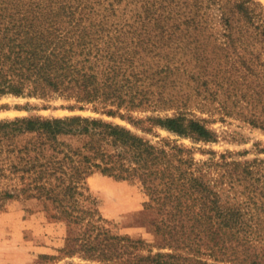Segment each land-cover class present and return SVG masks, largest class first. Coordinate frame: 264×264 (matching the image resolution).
<instances>
[{
	"label": "trees",
	"instance_id": "1",
	"mask_svg": "<svg viewBox=\"0 0 264 264\" xmlns=\"http://www.w3.org/2000/svg\"><path fill=\"white\" fill-rule=\"evenodd\" d=\"M246 2L238 7L245 18L239 33L252 25ZM0 3V95L56 93L75 98L79 108L91 103L114 115L121 107H140L148 100L150 86L167 83L171 59L154 70L148 63L140 64L143 53L159 56L172 42L170 35L161 34L159 24L155 25L161 32L153 35L144 21L134 27L129 22L115 24L111 33L105 22L87 17L84 21L88 6L81 2L54 10L31 2L27 7ZM230 21L226 19L225 25L233 29ZM253 28L264 39V20ZM241 98L250 108V124L264 132V80L247 85ZM152 124L194 140L214 139L198 120L177 116L156 118ZM5 125L37 134L33 143L37 156L28 157L23 167L34 174L24 189L50 201L58 218L72 224L87 221L84 235L68 241L67 254L79 252L101 264H264V169L254 173L250 165L255 161H244L242 168L241 162H224L229 168L221 177H227L232 187L241 184L245 197L221 208L176 144L158 147L125 127L80 116L23 117ZM63 135L85 140L81 146L64 148L59 140ZM46 150L52 153L46 156ZM94 170L140 182L149 196L147 208L158 215L151 224L162 238L159 248L170 251L142 255V240L112 236L94 224L96 209L83 206L92 205L84 184Z\"/></svg>",
	"mask_w": 264,
	"mask_h": 264
},
{
	"label": "rangeland",
	"instance_id": "2",
	"mask_svg": "<svg viewBox=\"0 0 264 264\" xmlns=\"http://www.w3.org/2000/svg\"><path fill=\"white\" fill-rule=\"evenodd\" d=\"M9 2L25 3L26 7L31 2L53 10L81 2L88 6L84 21L87 17L105 22L111 33L115 24L129 22L134 27L144 21L153 35L161 32L155 25L159 24L164 30L161 34L170 35L172 42L159 56L151 58L143 53L140 64L148 63L154 70L167 59L172 62L165 86H150L148 100L140 107H121L114 115L94 109L91 103L79 108L75 98L56 93L45 97L0 95V264H101L82 253L70 255L65 251L71 238L82 237L87 231V221L72 224L58 218L50 201L24 189L34 174L24 172L23 167L28 157L37 156L33 146L37 134L7 128L5 122L15 118L99 119L125 127L158 147L168 149L176 144L185 151L181 156L192 160L194 176H202L212 195L216 194L218 207L228 208L244 199L242 185L232 187L221 174L229 168L224 162L231 161L241 162L240 168L244 161H255L250 165L254 173L264 169V132L250 124V108L241 98L247 85L264 80V39L253 28L264 20V0H2ZM243 2L252 25L239 33L237 28L245 22L244 10L238 9ZM228 18L233 29L225 25ZM248 68L253 73H248ZM107 108L116 110L115 106ZM177 116L200 121L214 139L194 140L152 124L156 118ZM59 140L64 148H75L85 139L63 135ZM51 153L45 151L46 156ZM84 187L92 205L84 202L83 206L96 209L94 224L112 236L142 240V255L170 251L159 248L163 241L151 224L158 215L147 208L149 196L139 181L94 170Z\"/></svg>",
	"mask_w": 264,
	"mask_h": 264
}]
</instances>
